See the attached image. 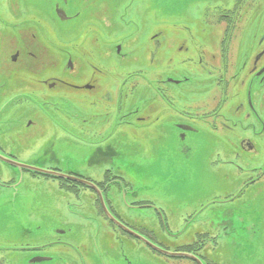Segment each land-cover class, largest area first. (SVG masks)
Wrapping results in <instances>:
<instances>
[{
  "label": "flooded vegetation",
  "instance_id": "flooded-vegetation-1",
  "mask_svg": "<svg viewBox=\"0 0 264 264\" xmlns=\"http://www.w3.org/2000/svg\"><path fill=\"white\" fill-rule=\"evenodd\" d=\"M194 2L189 17L170 25L162 23L160 31H191L189 23H196L188 19L195 17L210 25L213 0ZM169 3L172 8L181 7L180 0ZM17 4L18 0H0V165L9 166L15 174L0 183V200L9 204L17 202L18 196H33L23 212L27 215L24 223L35 224L34 194L16 186L25 180L39 183L50 198L47 203L51 211L53 206L58 224L65 225L55 233L70 236L67 242L59 238L40 242L45 236L39 235L36 243L19 251L42 253L50 248L60 255L61 262L56 264L169 261L159 254L172 258L168 264H264V213L261 217L255 210V201H264V28L260 31L264 0L215 4L219 19L214 32L219 42L195 44L191 36L186 37L189 45L182 38L175 41L168 46L173 47L172 53L169 50L170 55L161 58L159 79L148 81L151 94L138 90L136 100L126 92V84L143 71L125 78L118 75L119 64L128 66L134 61L130 40L105 41L102 37L100 41L105 42L100 45L94 38L99 31L95 23L89 31H67L81 16V9L71 0H54L52 19H45L46 31H20ZM113 9L105 3L95 12L103 17V32L108 36L114 32L110 31ZM120 18L125 20L123 15ZM27 22L40 27L36 20ZM58 24L64 29H55ZM211 30L200 31L210 36ZM101 58L112 65L101 66ZM107 74L111 81L104 82L101 93V76ZM155 127L158 142L167 138L174 143L177 168L198 145H205L206 158L208 147L203 142L207 137L219 131L233 134H220L216 144L223 150L211 157V166L222 165L236 175H243V170L249 178L229 195L204 193L191 205L175 204L183 210L167 208L166 197L160 195L162 201L153 198L149 190L140 191L128 180L129 169L141 161L127 149L133 134ZM24 150L30 159L21 158ZM166 154L170 157L172 153ZM48 184L58 186L59 200L46 191ZM10 217H14L13 209ZM149 224L172 239L175 249L158 244L155 231L150 234L145 227ZM42 228L39 225L36 230ZM128 237L138 242L135 247L126 241ZM63 246L73 249L66 257ZM32 260L30 264L47 261L40 254Z\"/></svg>",
  "mask_w": 264,
  "mask_h": 264
},
{
  "label": "rangeland",
  "instance_id": "rangeland-1",
  "mask_svg": "<svg viewBox=\"0 0 264 264\" xmlns=\"http://www.w3.org/2000/svg\"><path fill=\"white\" fill-rule=\"evenodd\" d=\"M171 1L173 0H96V4H93L92 1L88 2V0H71V4H74L75 8L81 9V16L76 19L73 24L67 26V31H85L86 28L89 31L90 27H92L95 23L99 28V31L95 32L94 38L99 39L98 43L100 45L108 40H130L133 43L130 48L131 50L135 51V58L133 59L134 61H131L128 66H122L119 64L118 75H124L125 78L128 76V74L143 71L142 75L140 74L139 76L129 79L128 83L126 84V92L131 94L132 98L136 100L138 94L136 93L134 95V93L138 90L139 94H151L150 90L148 89V87H151V83L148 81L159 79V70L162 64L161 58L163 60L170 55L168 51L170 50L171 52L173 47L169 48L168 46L173 45L175 41L177 42L178 39L182 38L185 40L186 44L189 45L187 39L189 38L188 36L192 37V40L195 44H215L220 40V38L217 36V32L214 31L216 30L215 26H217V19H219V11H216L215 4L220 3L221 0H213V10L209 16L211 19L210 25L201 23L200 17H195L188 19L196 23V26L192 23H189V28L191 31H160L163 29V27H160L162 23L165 25H170L173 21H184L185 17L187 15L189 17L191 10L196 6L194 2L195 0H180L181 7L176 9L171 7L173 4L169 3ZM53 2L47 3L45 1L42 2L41 0H18L17 5L20 11L21 20V25L19 26L18 30L22 31L24 29L33 28L36 31H46L45 19H52L50 8ZM105 3L108 8L114 7V15L110 20L112 24L110 31L114 32L110 33L109 36L103 32V17L95 13L101 11L102 5ZM131 4L134 6L132 7ZM131 7L132 13L127 14L126 12L129 11ZM30 13H35L37 16L33 17L29 15ZM41 14L44 15L45 18H43ZM121 15L124 16V21L121 20ZM32 20L39 22L40 27L27 22ZM248 22L249 21L246 19V24H248ZM208 27L212 29L210 31L211 35L207 36L205 34H201L200 30L204 28L207 29ZM246 27L248 30L252 31L251 27ZM56 28L58 30H63L64 26L58 24L56 25L55 29ZM263 28L264 23H262L260 31H263ZM8 31L12 30L9 29ZM52 36L54 40L57 38L55 33H53ZM102 37L106 38L104 42L100 41V38ZM162 44L163 47L161 48V51L158 52ZM103 65L108 68L112 65V63L109 60L101 58V66ZM52 69L53 67H50L48 71L52 72ZM110 81V74L101 76V93L103 92L104 82L109 83ZM153 85L154 87L156 86L155 84ZM218 125L220 126V131H222L221 128L223 127L221 123L219 122ZM229 125L230 127H233L232 123ZM146 131L133 134L132 141L130 144H128L130 146L127 147V149L131 151L132 157L136 156L141 158V161L138 162V164L129 169L128 180L136 185V187L141 188L140 191L149 190L150 195H153V198H157L162 201L161 196L166 197L168 199L167 208L169 209L183 210L178 206L181 204L183 207L191 205L197 196L204 193L210 194L214 192H222V196L234 193L239 188V184L250 176L246 175L247 173H243V170H241V174L243 175H236L229 168H224L222 165H219L218 168L211 166L213 160L211 157L219 150H223V148L220 147L221 149H219L217 147V141H221L220 134L223 136L233 135L229 132L226 135L219 131L220 134H213L211 137H207L206 142L205 140L203 142L208 147V154L206 158L205 145H198L197 147L191 149V155H189L185 161L186 165L182 164L181 168H177L175 164L174 143L168 142L167 138H164L158 142L156 138V127L150 130L148 133H144ZM168 151L172 153L170 157H168L166 154ZM21 158L23 160H28L30 159V156L29 154L25 153L24 150ZM9 170L12 169L9 166L1 163L0 183L8 181V176L15 175ZM48 185L50 187H48L46 191L53 192L55 199L59 200L61 195L56 191L58 190V186L53 184ZM261 186L264 188V183L261 184ZM16 187H18L19 191L21 189H26L25 187H27L34 194L33 211L34 213L36 212V215L38 216V222L31 225L24 223L27 215L25 212H23V210L32 203L30 199L33 196L30 198L18 196L17 202L11 201L9 204L4 199L0 200V264H30L33 262L32 258L37 254L45 256V259H47V261L37 264H56L61 262L59 259L60 255L55 250H50V248L42 253L31 252L25 254L19 251V248H22L23 246L36 243V237L39 235L45 236L41 238L40 242H49L50 240H54L56 238L67 242L70 240V236L64 235L62 233H55L56 230L63 229L65 225L58 224L55 218L53 206L51 211L47 203L50 198L44 195L42 186L39 183H32L28 180H25L24 183L20 181ZM1 188L3 187L0 185V191L3 192ZM150 189H153V191ZM250 189L253 191L255 188L251 187ZM252 199L254 198L251 197L249 200ZM247 200L248 199H246V201ZM175 204H178V206H175ZM240 205L241 204L238 206ZM73 208L75 210L78 209L76 206H73ZM12 209L14 212V217H10L8 219L9 212H11ZM255 210L259 212V216H263L264 201H262V199L255 201ZM51 213L52 222L51 225H49ZM167 215L173 217V212L168 211ZM128 216L136 217V215L130 214H128ZM39 225L43 226L41 232L36 230ZM145 227H147L150 234H153L155 231L159 238V241H157L158 244L169 250L175 249L173 240L163 237L162 231L158 226L149 224L148 226L145 225ZM262 231H264L263 228ZM118 234L125 239L126 236H124V234L119 232ZM71 238L78 240L79 237L71 236ZM126 241L134 247L138 243L129 237L126 239ZM128 243L125 242L124 245L127 249L129 247ZM63 249L65 250L63 255L65 257L67 256L68 252L73 251V249L69 246H63ZM132 251L134 252L135 250L133 249ZM146 251L150 253V250L147 249ZM158 257L169 260H166V263L159 261L161 264H168L172 262V258L168 256L159 254ZM63 264H67V262L63 261Z\"/></svg>",
  "mask_w": 264,
  "mask_h": 264
}]
</instances>
